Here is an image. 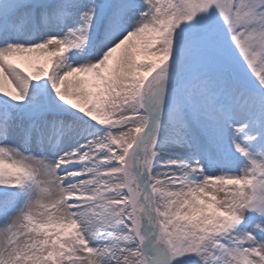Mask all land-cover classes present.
Listing matches in <instances>:
<instances>
[{
  "label": "snow or ice",
  "instance_id": "6c2138e0",
  "mask_svg": "<svg viewBox=\"0 0 264 264\" xmlns=\"http://www.w3.org/2000/svg\"><path fill=\"white\" fill-rule=\"evenodd\" d=\"M0 264H264V0H0Z\"/></svg>",
  "mask_w": 264,
  "mask_h": 264
}]
</instances>
